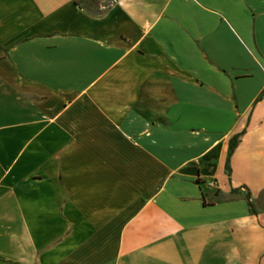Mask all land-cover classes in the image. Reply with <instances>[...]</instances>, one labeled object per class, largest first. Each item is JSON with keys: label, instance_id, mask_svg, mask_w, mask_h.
<instances>
[{"label": "crops", "instance_id": "0c3cea01", "mask_svg": "<svg viewBox=\"0 0 264 264\" xmlns=\"http://www.w3.org/2000/svg\"><path fill=\"white\" fill-rule=\"evenodd\" d=\"M0 264H264V0H0Z\"/></svg>", "mask_w": 264, "mask_h": 264}, {"label": "trees", "instance_id": "16d2710c", "mask_svg": "<svg viewBox=\"0 0 264 264\" xmlns=\"http://www.w3.org/2000/svg\"><path fill=\"white\" fill-rule=\"evenodd\" d=\"M83 2H85V5L86 4L89 5L90 2H92V0H83ZM240 135H241V132L231 136L227 141V148H226L225 158H224V162H223V172L225 173V175L229 174L228 159H229ZM231 193H234V190H232ZM243 197L246 201L247 206H249L250 204L248 202V195L244 194Z\"/></svg>", "mask_w": 264, "mask_h": 264}, {"label": "rangeland", "instance_id": "374dc122", "mask_svg": "<svg viewBox=\"0 0 264 264\" xmlns=\"http://www.w3.org/2000/svg\"><path fill=\"white\" fill-rule=\"evenodd\" d=\"M94 0H92V2H93ZM92 2H90V4L88 5V6H90L91 4H92Z\"/></svg>", "mask_w": 264, "mask_h": 264}, {"label": "built area", "instance_id": "2783aa9c", "mask_svg": "<svg viewBox=\"0 0 264 264\" xmlns=\"http://www.w3.org/2000/svg\"><path fill=\"white\" fill-rule=\"evenodd\" d=\"M208 185H209V186H212V184H211V183H209Z\"/></svg>", "mask_w": 264, "mask_h": 264}]
</instances>
